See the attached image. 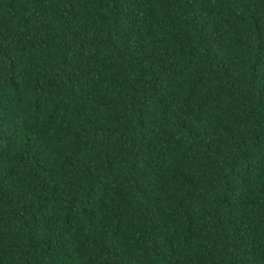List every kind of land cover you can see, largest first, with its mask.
<instances>
[{"label":"trees","instance_id":"1","mask_svg":"<svg viewBox=\"0 0 264 264\" xmlns=\"http://www.w3.org/2000/svg\"><path fill=\"white\" fill-rule=\"evenodd\" d=\"M0 264H264V0H0Z\"/></svg>","mask_w":264,"mask_h":264}]
</instances>
